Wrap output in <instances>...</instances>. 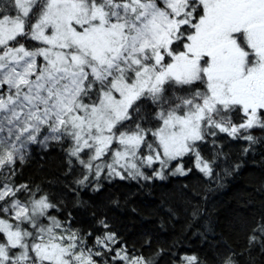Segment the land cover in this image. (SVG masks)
I'll return each mask as SVG.
<instances>
[{"label":"rangeland","instance_id":"rangeland-1","mask_svg":"<svg viewBox=\"0 0 264 264\" xmlns=\"http://www.w3.org/2000/svg\"><path fill=\"white\" fill-rule=\"evenodd\" d=\"M157 1L99 5L94 1L46 0L30 34L39 44L36 51L45 62L40 71L34 74L35 59L25 49L14 48L0 56V89L4 95L0 97V144H7V152L0 153L3 177L11 164L21 158L14 151L32 143L38 149L45 147L49 140L61 136L63 126L66 136L72 139V150L86 151L89 168L94 163L88 171L97 178L102 172L116 178H134L149 165L155 170L150 178H156L183 173L191 161L198 169L207 171L208 163L195 145L203 135L201 122L205 110L199 104L183 113L163 114L155 129L157 146L144 152H139V132H122L116 127L126 118L132 104L162 79L163 74L155 70L158 50L165 38L172 35L173 18L180 13L196 18L192 25L187 24L192 29L189 34L180 33L174 38L180 44L177 51L181 56L177 57L179 63L171 66V75L184 82L202 81L206 99L214 104L238 103L244 111L251 107L249 103L259 104L253 87L260 81L264 85V0ZM33 2L5 0L1 4V9L9 12L0 17V47L22 33ZM197 5L201 13L194 9ZM208 49L213 55L226 51V58L212 60L208 55L205 59ZM167 65L169 68L170 63ZM85 70L91 78H98L102 87L93 91L95 86H90L88 90L96 93L95 98L84 96L78 101ZM127 71L132 73L127 76ZM224 73L226 79L221 76ZM252 82L256 84L251 85ZM247 85L251 88L246 95L242 92L243 97L231 96ZM90 93L87 95L92 97ZM210 125L211 130L217 128L226 134L224 126ZM43 126L50 127L40 134ZM108 152V160L96 161ZM188 152L191 156L184 162ZM38 199L42 202V198ZM39 206L36 203L37 219L44 216L39 213ZM27 211L28 206L12 196L11 187L1 182L0 228H5L4 236L9 222H18ZM12 230L7 232V244L3 241L0 245V264L9 259L10 248H16L15 255H8L13 264H18L14 263L16 260L27 264V245L23 241L18 243ZM52 234L57 236L49 235L39 242L41 249L37 245L34 255L38 260L67 264L66 257L71 256L78 264H92L77 237L65 228L61 232L52 228ZM139 262L135 260L134 264Z\"/></svg>","mask_w":264,"mask_h":264},{"label":"trees","instance_id":"trees-1","mask_svg":"<svg viewBox=\"0 0 264 264\" xmlns=\"http://www.w3.org/2000/svg\"><path fill=\"white\" fill-rule=\"evenodd\" d=\"M74 1L102 4L130 0ZM45 2L35 0L22 33L0 47V56L14 48L32 53L34 74L44 62L36 51L39 44L30 34ZM2 3L4 0L0 6ZM194 9L201 13L199 5ZM8 12L0 7V17ZM195 18L181 13L173 18L172 35L159 48L155 64L162 79L132 104L116 129L139 132V152H144L157 146L155 129L163 114L183 113L199 104L205 110L203 135L195 145L208 163L207 171L191 161L183 173L157 174L156 178H150L155 171L150 165L134 178H116L104 172L97 178L88 171L94 163L87 166L86 151L72 150V139L65 132L60 140L41 149L32 143L14 151L21 158L11 164L6 177L0 172V183L9 185L12 196L28 206L26 216L18 222L6 220L11 225L5 236V228H0V245L3 241L7 244V232L13 229V238L23 241L29 250L27 264H52L38 260L34 253L37 245L41 249L39 242L49 235L57 236L52 228L58 232L65 228L88 251L92 264H134L135 260L140 261L137 264H264V113L214 104L206 99L202 81L184 82L171 75V66L178 64L181 56L177 51L180 44L174 38L189 34L192 29L187 24L192 25ZM87 72L78 101L84 96L95 98L90 86H95L93 91L102 87ZM213 123L224 126L226 134L217 128L211 130ZM48 128L43 126L40 134ZM6 147V143L0 144L1 154L7 152ZM190 153L184 162L189 161ZM108 155L96 161H106ZM36 203L40 204L39 213H44L39 219L35 217ZM15 251H7L9 259L3 264H13L9 256ZM17 261L20 264V260L14 263ZM66 262L78 264L71 256Z\"/></svg>","mask_w":264,"mask_h":264},{"label":"flooded vegetation","instance_id":"flooded-vegetation-1","mask_svg":"<svg viewBox=\"0 0 264 264\" xmlns=\"http://www.w3.org/2000/svg\"><path fill=\"white\" fill-rule=\"evenodd\" d=\"M246 88H251V85H247L245 88H241V91H244ZM254 94L257 96V99H259V104L257 103V105H259V107L262 109V107L264 106V85L262 84V81L260 82V84L256 85ZM260 102L262 103V105L260 104Z\"/></svg>","mask_w":264,"mask_h":264}]
</instances>
